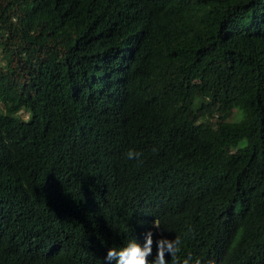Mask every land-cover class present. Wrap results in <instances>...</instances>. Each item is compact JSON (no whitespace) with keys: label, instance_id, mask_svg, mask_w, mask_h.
Wrapping results in <instances>:
<instances>
[{"label":"trees","instance_id":"trees-1","mask_svg":"<svg viewBox=\"0 0 264 264\" xmlns=\"http://www.w3.org/2000/svg\"><path fill=\"white\" fill-rule=\"evenodd\" d=\"M148 231L264 264V0H0V264Z\"/></svg>","mask_w":264,"mask_h":264},{"label":"clouds","instance_id":"clouds-1","mask_svg":"<svg viewBox=\"0 0 264 264\" xmlns=\"http://www.w3.org/2000/svg\"><path fill=\"white\" fill-rule=\"evenodd\" d=\"M141 153L129 150L127 152V159L139 160ZM153 226L160 227L159 222L155 219ZM191 231V230H189ZM153 233L148 231L145 234L143 245L138 243L135 239L129 240L123 247H113L107 251L105 260L108 262H115V264H169V260L166 259V254L170 256L173 264H181L177 259L180 252V245L182 243L180 237L169 240L167 238L158 239L155 243L157 245V251L154 259L149 260V257L153 253ZM192 257H188L182 261V264H190ZM194 264H201L199 259H196Z\"/></svg>","mask_w":264,"mask_h":264}]
</instances>
